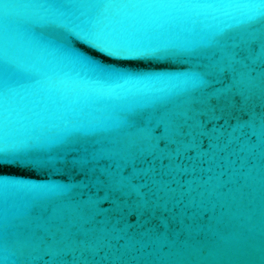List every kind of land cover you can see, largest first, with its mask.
Returning a JSON list of instances; mask_svg holds the SVG:
<instances>
[{
    "label": "water",
    "instance_id": "obj_1",
    "mask_svg": "<svg viewBox=\"0 0 264 264\" xmlns=\"http://www.w3.org/2000/svg\"><path fill=\"white\" fill-rule=\"evenodd\" d=\"M172 225L174 239L104 264H264V159Z\"/></svg>",
    "mask_w": 264,
    "mask_h": 264
},
{
    "label": "snow or ice",
    "instance_id": "obj_2",
    "mask_svg": "<svg viewBox=\"0 0 264 264\" xmlns=\"http://www.w3.org/2000/svg\"><path fill=\"white\" fill-rule=\"evenodd\" d=\"M58 39L63 50L71 51L72 55L77 60L95 67H102L104 65L113 64L117 62V57L121 55V51L113 45L94 42L90 31H88L86 28H81L80 25L69 26L65 30V35ZM257 48L258 45L253 44L249 50H236L234 55L235 57L244 58L246 63L259 66L261 57L257 52ZM144 54L149 55L150 53ZM237 67L238 63L235 59H233V72H235ZM199 70L208 80L215 79V77L218 75H222L223 77L228 78L232 74L227 69H224L223 72H221L219 67L214 70L210 68H201ZM250 87L253 91H256L259 89V87H261V82L256 80L250 81ZM220 102L222 104H227V100L224 97H221ZM211 103L213 105L216 104L215 101H212ZM255 116L259 117V112H256ZM242 119L247 121L249 119H254V117L249 114L242 116ZM185 122H192L190 112L185 113V115L180 117L179 121H177V123L180 125H183ZM186 130L187 129L183 126L178 129L179 132H185ZM224 139L227 142V136H225ZM101 162L107 163V161ZM6 167H16L21 170L31 169L30 165H26L18 159L0 157V175L5 174L2 169ZM102 179L106 178L102 177ZM157 179H160V177H157ZM131 210L139 211L140 209L133 207ZM124 211L127 212L129 211V209L125 208ZM147 211L148 209L144 208L141 212L142 220L144 219ZM116 215L118 216L119 213H117ZM51 223L55 224L56 221H52ZM76 227L77 226L74 225L71 228L65 229L64 235L67 240L74 241L77 244L83 241L85 246H88L89 244L95 245L97 241L105 243V245H107L108 243H117L118 245H123L124 247L122 253L120 254L121 260H123L127 256L132 255L134 250H139L145 244L151 246L153 242L159 239H174L172 231L173 225L171 221H168L167 231L165 229V224L159 220L149 221L148 224L142 225L135 231H133L131 228L125 230L123 229V226L121 224H116V228L122 229L119 233L109 232L108 229L110 225L108 224H96L93 231H88L89 229H93V224L89 222H83V232L77 231ZM175 227L179 229L180 224L177 223ZM117 234L121 236V240L119 241H116L114 239ZM109 236H112L113 239L109 240Z\"/></svg>",
    "mask_w": 264,
    "mask_h": 264
}]
</instances>
